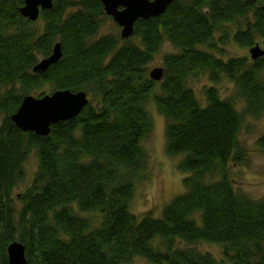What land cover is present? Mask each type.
<instances>
[{"label":"trees","instance_id":"obj_1","mask_svg":"<svg viewBox=\"0 0 264 264\" xmlns=\"http://www.w3.org/2000/svg\"><path fill=\"white\" fill-rule=\"evenodd\" d=\"M23 5L0 0V264H7L14 241L24 245L28 264H130L135 258L264 264V198L236 191L230 173V165L246 156L236 101L247 115L264 113V58L215 56L230 40L226 26L236 27L232 38L241 48L264 42V0H175L163 15L138 20L125 40L97 37L108 17L98 0H54L40 13L41 28L21 16ZM165 42L177 53L163 57L164 77L157 82L149 65ZM56 43L62 58L34 73ZM200 73L215 85L228 79L234 96L222 98L217 87H205L201 103L189 87ZM44 87L85 92L90 99L78 117L40 137L20 131L11 116L25 96ZM150 103L165 119L166 153L179 158L185 191L159 217L137 219L130 202L148 178L143 142L153 127ZM257 147L264 153V135ZM32 153L38 169L17 208L14 190ZM73 205L98 213L99 226L92 228ZM179 241L220 245L224 259L177 248Z\"/></svg>","mask_w":264,"mask_h":264},{"label":"rangeland","instance_id":"obj_2","mask_svg":"<svg viewBox=\"0 0 264 264\" xmlns=\"http://www.w3.org/2000/svg\"><path fill=\"white\" fill-rule=\"evenodd\" d=\"M37 28H41L43 22L37 19L34 23ZM230 31L229 41L226 44H220V53H215L216 57L227 61L236 57H249V49L241 48L233 41V35L237 30L235 26H226ZM121 29L112 18H104L98 30L97 37L114 35L120 37ZM220 36L217 35L215 42L219 43ZM136 43V39L133 40ZM264 49V42H257ZM177 53L173 46L165 42L154 61L149 65V71L155 68H163V57ZM42 60V59H41ZM40 60V61H41ZM39 61V62H40ZM217 87L222 98L234 96V85L226 78H222L216 85L211 83L206 74H201L198 78L189 82V87L194 91L197 99L203 103L205 87ZM50 88L44 87L34 93L36 97L40 94H50ZM33 95V96H34ZM88 98L90 99L89 95ZM205 103V102H204ZM203 103V104H204ZM236 108L244 116L243 128L239 140L246 156L241 165H230V173L233 179L236 191L248 196L251 199L264 198V153L260 152L257 147V140L264 135V113L260 117H253L245 114L244 103L237 100ZM152 117L153 127L151 133L144 139L143 147L148 154L149 168L144 182L136 185L133 198L130 202V211L137 218L141 219L146 215L159 217L164 207L174 198L183 194L184 175L177 169L179 158L169 157L166 153L165 143V119L160 116L153 103L148 106ZM25 178L22 183L14 190L15 207L20 208L22 205L17 200L18 195L23 193L31 184L34 175L38 169V160L35 153H32L24 164ZM73 210L81 217L89 218L92 222V228L98 227L101 221L98 213H81L77 205L72 206ZM155 243H160L156 241ZM177 248L186 249L195 248L202 253L211 254L218 263L223 261L222 247L217 244L199 242L196 244H187L179 241ZM130 264H151L146 259L135 258Z\"/></svg>","mask_w":264,"mask_h":264},{"label":"water","instance_id":"obj_3","mask_svg":"<svg viewBox=\"0 0 264 264\" xmlns=\"http://www.w3.org/2000/svg\"><path fill=\"white\" fill-rule=\"evenodd\" d=\"M54 0H24L20 14L35 22L41 11L50 10ZM104 12L121 28V38L128 39L134 33V25L140 20H148L163 15L175 0H98ZM264 10V6H263ZM252 60L264 57V49L256 44L249 49ZM62 58V46L56 43L48 58L42 59L34 68V73H45ZM150 78L160 82L164 77L163 68L150 71ZM88 94L73 93L70 90H58L42 97L27 95L17 111L11 116L13 124L22 132H31L40 137L49 136L51 126L59 122L70 121L80 115L88 105ZM7 264H28L25 247L14 241L7 247Z\"/></svg>","mask_w":264,"mask_h":264}]
</instances>
